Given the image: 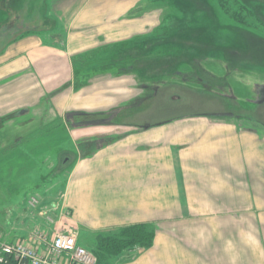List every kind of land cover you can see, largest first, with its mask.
Masks as SVG:
<instances>
[{
    "label": "crops",
    "instance_id": "obj_1",
    "mask_svg": "<svg viewBox=\"0 0 264 264\" xmlns=\"http://www.w3.org/2000/svg\"><path fill=\"white\" fill-rule=\"evenodd\" d=\"M75 1L51 10L53 19L66 18L62 33L47 29L49 23L42 27L37 7L5 3L6 19L0 20V162H20L7 171L0 166V176L29 168L22 175L29 184L16 186L20 195L9 205L17 210L8 227L12 242L44 225L51 233L73 229L78 244L93 251L101 234L150 224L151 247L134 249L114 264H264V125L258 123L264 104L249 110L260 118L251 121L224 114L227 99L186 83L136 89L135 60L125 69L123 54L111 61L104 54L133 42L135 59L142 44L135 39L141 37L149 47L163 46L161 36L153 42L147 36L158 22L145 15L135 19L139 0H83L74 8ZM15 17L20 25H12ZM155 58L145 63L157 81L170 74L167 65L179 62L174 55ZM74 62L82 64L78 76ZM140 91L156 103L161 119L144 125L92 120L135 103ZM54 122L73 147L57 164L58 173L70 167L63 192L44 188L42 176L33 173L37 139L30 153L18 146ZM31 197L39 198L35 208L27 206Z\"/></svg>",
    "mask_w": 264,
    "mask_h": 264
},
{
    "label": "rangeland",
    "instance_id": "obj_2",
    "mask_svg": "<svg viewBox=\"0 0 264 264\" xmlns=\"http://www.w3.org/2000/svg\"><path fill=\"white\" fill-rule=\"evenodd\" d=\"M82 1L76 0L74 8H77ZM62 2L63 0H6V6L14 3L16 6H19V9L21 7H29L31 11L37 7L35 10L37 9V12L43 16L42 27L44 28L49 23L50 25L47 29L56 27L62 33L63 28L60 21L66 20L65 16L54 17V19L51 16V10L60 8ZM218 3V0H139L138 5L135 6V19L145 15L155 20L156 23L158 22L159 27L155 33L147 35L149 40L157 39V37L162 35H173L174 32L169 31L171 29L205 28V33L208 36L207 42L198 45L195 43V41H199L195 39L196 37H193L191 40L188 35L190 32L184 34L185 31H182V34L185 35L182 38L183 41L181 39L175 41L174 39V43L183 44L185 42L189 47L195 46L192 48V52H188L181 47L179 49L177 46H171L169 44L160 46L156 50L149 46L144 48L141 45L136 47L140 48L141 51L137 52L135 59H133L128 54H125L126 49H131L130 46L133 43L131 42L129 44L125 43L124 46L114 47L105 52V60L111 61L114 58H118L120 54H123V64L121 66L124 67L127 65L130 66L133 60H135L136 89L141 84H157L162 86L164 82L186 83L193 89H199L212 94L216 93L224 97L227 99L233 115L239 118L244 117L246 120L249 119L251 121L255 120V118L260 119L256 113L254 114L257 115L255 117H253V113L249 115V110L258 108L259 105L264 104V0L232 1L233 7H231V10L240 12L242 17H245L244 19H253V13L255 14L260 24L256 29L233 23L219 9ZM2 6L0 4L1 8ZM29 9L28 13L30 15L31 12ZM4 19H6L4 12H0V20L2 21ZM20 20V17L13 18L11 20L12 25H20ZM53 21H56L57 26H53L55 24ZM93 29L96 30L95 28ZM1 31L4 30L1 29ZM174 37L176 38V36ZM145 40V37H141L135 39V43H144ZM199 43H202V41H199ZM172 55L177 56L179 62H173L170 67L168 65L166 66V70L170 73L168 77L164 80L160 79L157 81L148 74L150 66L144 62L145 60H153L151 57L154 56L157 61H161ZM98 63H100L99 66H102L101 62ZM74 66L76 75L78 76L82 69V64L74 62ZM95 66V69L98 68V64ZM161 67L164 68L162 65ZM196 70L200 71L198 74L199 77H195ZM177 72H181V74L179 76L174 75ZM172 75L173 77H171ZM184 75H188V77H183ZM181 77L182 79H180ZM125 82H128L127 79H125ZM203 85L207 86L205 87ZM76 88L77 90L79 89V84H77ZM136 92L135 95H137ZM138 96H135V103L131 102L110 115L91 118H93V121L94 119L101 120L102 118L103 120L101 121L113 120L118 123L128 122L139 125H144L147 122L162 118L163 115L156 111L154 106L156 103L152 99H149L144 91H140ZM230 99L233 101H229ZM259 114L262 116V122L258 121V123L263 126L264 105L259 108ZM100 120L95 121L98 122ZM36 139L37 143L35 145L40 158L37 161L38 164L33 173L36 176L38 175L39 178L40 175L42 176L44 188L55 187V190L59 189L60 192H63L66 185V174L70 167H66L65 170H61L62 172L60 171L58 173L59 165L57 164L60 162L64 151L70 152L73 150L66 131L60 122H54L47 126L44 125L38 131L31 133L27 141L22 142L23 144H19L18 146L30 153L34 151L32 142ZM66 158L68 157L66 156ZM7 163L9 162H0L3 170H9L12 168V165L16 168V165L20 162L12 160V165ZM21 169L22 171L14 172L12 177L0 176V242H12L13 240L11 234L8 232V227L9 221L12 220L11 213L17 210L9 207V205L13 203V197L20 195V193L14 192V190H18L15 189L16 186L29 184L28 179H26L27 177H22V175L26 174L24 172H27L26 170L29 168L22 167ZM16 177L19 178L17 182L15 180L12 181ZM21 180L23 181L21 182ZM9 181H12V183H9ZM7 186H12L13 191L9 192ZM32 198L39 200L37 197H31L28 201V207H31L29 202ZM47 210L44 208L41 211L46 213Z\"/></svg>",
    "mask_w": 264,
    "mask_h": 264
},
{
    "label": "built area",
    "instance_id": "obj_3",
    "mask_svg": "<svg viewBox=\"0 0 264 264\" xmlns=\"http://www.w3.org/2000/svg\"><path fill=\"white\" fill-rule=\"evenodd\" d=\"M29 203L35 208L38 200ZM0 264H97V259L78 244L73 229L51 233L47 226L38 225L25 241L0 242Z\"/></svg>",
    "mask_w": 264,
    "mask_h": 264
},
{
    "label": "trees",
    "instance_id": "obj_4",
    "mask_svg": "<svg viewBox=\"0 0 264 264\" xmlns=\"http://www.w3.org/2000/svg\"><path fill=\"white\" fill-rule=\"evenodd\" d=\"M232 1L233 0H218L219 9L223 12V14L226 15L229 19H231L233 21V23H235V24L245 26L247 28L251 27V28L256 29L260 24L258 23L259 19L255 16V14L253 13V15H254L253 19H248V20L244 19L245 17L243 18L242 15L240 14V12L238 13L236 11L231 10V7H233ZM0 2H2V5H3L2 8L0 7V12H4V6L6 3V0H0ZM183 31H185L184 34L185 33L188 34V32H190L191 35L190 34H188V35H189V38H191V40L193 37L194 38L196 37V38H198L197 40L202 41V43L207 42L206 40H207L208 36L205 33V31H206L205 28H200V29L199 28H196V29L193 28V29H186ZM184 34L180 35L179 32L177 31V32H174L173 35H170V34L166 35V36L162 35L161 38H159V40H161V44H163V45L168 44L171 41H174V39L175 40L181 39V41H183L182 38H184V36H185ZM175 35L178 37L175 38L174 37ZM150 41L153 42L154 40H150ZM199 41H195V43L197 44V43H199ZM148 42H149L148 40H145V42L140 44V46L143 45V47L146 48L149 44ZM155 42H157V40ZM189 42H190V40H189ZM152 44H154V43H152ZM178 45L179 44H177L176 46L180 49L181 46H178ZM193 47H195V46H193ZM189 48H191V47L188 46L186 49H189ZM137 50L141 51L140 48L139 49L135 48V54L137 53ZM125 54L126 55L128 54L130 56V58H133V56L130 55V50L126 49ZM153 54H155V53H153ZM178 54H180V53H178ZM129 56H128V58H129ZM151 58H154V56ZM141 60H143V59H141ZM147 60H145V61H147ZM128 66L129 65H127V67ZM127 67H126V69H127ZM153 237H154V228L150 224H137V225L123 227V228H120L114 234H101V235H99L97 238L96 247L92 251V253L94 254V256L97 259V264H114L115 261L120 256L127 254V253L133 251L134 249H137V248L147 249V248L151 247Z\"/></svg>",
    "mask_w": 264,
    "mask_h": 264
},
{
    "label": "flooded vegetation",
    "instance_id": "obj_5",
    "mask_svg": "<svg viewBox=\"0 0 264 264\" xmlns=\"http://www.w3.org/2000/svg\"><path fill=\"white\" fill-rule=\"evenodd\" d=\"M0 4L2 5V2H0ZM196 73H198L197 71H196ZM207 85H205V87H206ZM229 109H228V111H227V113H224V114H229V115H233V113L231 112L232 110L230 109V106L228 107ZM235 116V115H234ZM85 118H88L87 116H85Z\"/></svg>",
    "mask_w": 264,
    "mask_h": 264
}]
</instances>
